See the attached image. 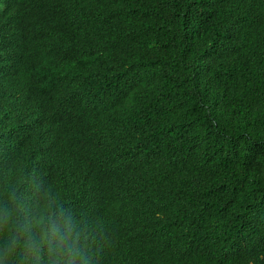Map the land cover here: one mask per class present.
I'll use <instances>...</instances> for the list:
<instances>
[{
	"label": "trees",
	"instance_id": "trees-1",
	"mask_svg": "<svg viewBox=\"0 0 264 264\" xmlns=\"http://www.w3.org/2000/svg\"><path fill=\"white\" fill-rule=\"evenodd\" d=\"M124 1L72 0L76 13L71 17L65 14L64 0H45L42 18L51 20L50 48L38 58L51 77L56 78L66 61L74 66L73 59L84 47L111 39L109 29L121 32L113 19L121 14L122 5L123 11H131V3ZM151 1L132 0L140 13L149 9ZM157 5L174 12L196 31L189 57L202 56L208 43L225 41L230 45L234 40L242 49L257 42L264 33L261 0H157ZM131 13L138 19L135 12ZM161 31L168 37L176 34L170 22L163 24ZM124 39L127 54L134 57V37ZM137 43L142 44L141 39ZM141 59L127 64L131 75L123 74L116 83L110 82L108 96L98 97L101 104L97 108L106 112V117L99 113L97 123L125 130L120 148L109 155L117 156L113 159L134 156L151 162L149 192L138 180L130 183L143 207L142 230L148 236L143 255L129 258L125 254L123 233L111 220L113 196L91 194L89 184L97 183L92 174L99 156L88 144L93 141L91 136H80L77 128L63 134L67 137L61 146L67 145L61 151L37 146L30 138L7 147L9 141L5 139L9 134L2 137L0 131V208L18 217L24 213L38 216L45 208L63 213L73 225L87 264H221L213 259L204 262L207 238L218 245L247 241L242 264H264V256L257 260L253 254L255 247H261L264 253V235L251 226V221L264 213V72L258 73L248 64L249 69L221 75L219 65L229 61L218 62L203 77L190 78L174 109L152 112L149 104L133 99L145 95L140 77L133 74L141 70ZM174 76L169 73L166 78ZM209 77L217 79L208 81ZM152 88L153 85L149 90ZM165 93L162 89L161 94ZM206 104L222 111L232 122L235 137L216 139L221 149L204 169L198 165L203 160L201 152H193L191 143L198 141V133L209 130L201 113ZM126 109L129 118L125 121ZM58 112L52 114L39 108L35 114L53 117ZM253 128L255 135L251 136ZM206 174L237 180L223 179L217 186L203 177ZM177 178V194H164L163 184L169 180L176 183ZM202 198L214 203L216 214L233 212L224 223H213L214 232H209L208 219L197 207ZM7 235V227H0V246ZM103 253L110 255L103 257ZM20 255L16 254L12 264H24Z\"/></svg>",
	"mask_w": 264,
	"mask_h": 264
},
{
	"label": "clouds",
	"instance_id": "clouds-1",
	"mask_svg": "<svg viewBox=\"0 0 264 264\" xmlns=\"http://www.w3.org/2000/svg\"><path fill=\"white\" fill-rule=\"evenodd\" d=\"M261 2L264 4V0ZM124 3H131V11H123L122 5L121 14L113 19L121 32L109 29L107 24L112 33L111 39L91 43L81 49L73 59L74 66L71 67L70 61L64 62L54 79L38 58L50 48L51 20L49 17L42 18L45 0H0V115L5 114L8 109V99L18 98L21 89L27 86L30 88L29 95L38 97L26 103L30 108L25 116L31 124L25 125V119L16 111L12 133L27 132L29 135L27 139L30 138L37 146L59 148L61 151L67 144L61 146L60 142L67 136L55 132L53 126L65 130L67 125H79L90 131L97 130L93 132L99 134L103 142L93 145L99 161L92 174L97 183L90 182V192L98 197L113 196L111 220L123 233L125 253L133 256L129 258H136V255L137 257L143 255L148 236H144L142 230L143 207L137 202L136 192L130 183L138 180L143 190L149 192L148 175L140 172L141 157L123 155V158L115 160L109 156L112 151L106 155L105 147L110 149L112 146L106 144L105 140L109 136L124 138L125 130L114 126L105 128L100 126L97 123V116L100 113L102 117H106V112L95 110L96 107H92V103H99L98 97L104 98L111 93L110 82L116 83L121 73L131 75L126 70L127 64L141 57L142 68L133 74L140 77L145 95L133 99L149 104L152 112L172 110L190 78L203 77L218 62L229 61L222 66L219 65L221 75L226 71L234 73L249 69L248 64H251L250 69L258 73L264 72V33L257 42L249 43L242 49H238L234 40H230V45L225 41L217 44L208 43L209 46H205L202 56L189 57L188 53L192 52L189 45L192 44V37L196 31L181 22L177 14L159 7L157 0H152L149 9L142 13L132 0H125ZM64 6L65 14L73 17L76 6L72 0H64ZM132 11L136 13L138 19L133 17ZM17 19L21 24L26 20L33 21L25 28L19 27L16 30L18 33L21 32L20 38L12 34V28L17 26ZM167 22L173 24L176 33L173 37H168L161 31V26ZM134 33L136 36H133ZM125 36L135 39L137 54L134 57L127 54ZM139 39L142 44L137 43ZM17 47H21L22 52ZM147 64L150 74L142 78L140 73H146ZM9 66L11 67L8 68ZM169 73L176 76L166 78ZM24 76H30L31 83L24 79ZM206 79L212 81L217 78ZM99 80L105 82V85L102 86ZM38 81L41 82L36 86ZM152 85L153 88L149 90ZM162 89L166 91L165 94H161ZM79 92L81 94L78 96ZM39 108H44L50 113L59 112L53 117L36 115L35 111ZM201 113L209 130L198 133L199 139L196 143H191V150L201 152L203 160L198 165L206 169V163L211 162L221 149L222 145L218 144L216 139L218 137L234 139L235 131L232 122L215 107L206 104ZM123 118L125 121L128 120L129 109L123 112ZM47 119H52V122L37 128ZM74 129L72 127L69 130L73 132ZM176 133L180 134L178 130ZM250 135H255V128ZM94 143L92 141L88 144ZM104 174L105 181L102 182L100 179ZM203 177L217 186L221 185L223 179L237 180V177L213 174H206ZM178 187V178L176 183L169 180L163 184V193L169 196L176 195ZM200 201L197 207L208 219L209 232H214L213 223L218 221L224 223L233 214L229 211L216 214L214 203L207 198ZM133 203L138 205L137 210L123 212L119 209ZM5 226L8 235L4 244L0 246V264H12L18 252L24 264H87V256L78 244L73 225L69 217L63 213L45 208L38 216L24 213L18 217L13 211L0 208V227ZM251 226L264 235V213L259 218H254ZM246 251L247 241L243 244L230 241L218 245L214 240L207 238L204 245V262L213 259L221 264H242V255ZM253 254L257 260L264 256L261 247H255ZM9 257L12 260H9ZM253 262L251 261V264Z\"/></svg>",
	"mask_w": 264,
	"mask_h": 264
},
{
	"label": "water",
	"instance_id": "water-1",
	"mask_svg": "<svg viewBox=\"0 0 264 264\" xmlns=\"http://www.w3.org/2000/svg\"><path fill=\"white\" fill-rule=\"evenodd\" d=\"M17 22V26L13 27V31H12V34L13 36L16 35V38H20L21 37V32L18 33L16 30L20 27L21 29L25 28L28 24H30L31 22H33L32 20H26V21H23V24H21L19 22V19L16 20ZM17 49L19 51L22 52V49L21 47H17ZM220 52V50H219ZM18 60V58H17ZM147 63V62H146ZM11 66H9L8 68H10ZM146 73L144 74L143 72L140 73L141 77L142 78H145L146 75L150 74V70H149V65L147 64V69H146ZM123 72V69L122 71ZM123 75V73L120 74V76ZM24 79L28 80L29 83H31V79H30V76H24L23 77ZM119 78V77H118ZM41 81H38L35 85L37 86ZM30 90V88H28L27 86H24L22 89H21V92L19 94V97L18 98H9V107L8 109L6 110L5 114L3 115H0V131L2 133V137L6 134H9L5 141H9V143H7V147L8 146H13V145H18L20 144L23 140H26L27 139V136L28 133L27 132H17V133H12V130L14 129V124H13V119H14V113L17 111L21 114V117L23 119H25V125H30L31 123L27 120L25 114L27 113V111L29 110L30 106L27 105L26 103H30L32 102L33 100H35L36 96H30L28 91ZM78 96L81 94L80 92L77 93ZM101 103H95L93 102L92 103V107H96L95 110H98L99 108V105ZM52 113H55V111H52ZM52 122V119H47L43 122V124L41 125H38L37 128H39L40 126L44 127L46 125H49L50 123ZM72 127L74 128H77V129H80L81 130V133H80V136H84V135H90L91 136V139L95 142L94 144H91V145H98V144H101L103 141H102V137L99 135V134H96L94 132H96L97 130L95 129H92L91 131L88 130L87 128H83L79 125H67V128L65 130H62L61 128L57 127V126H53V130L55 132H59V133H63L65 134L69 129H71ZM94 131V132H93ZM87 140H90V138H87ZM123 138L121 137H117V136H109L106 140H105V143L106 144H109L112 146V148L108 149L105 147V150L106 152H111L113 149L116 150V148H120L119 146V143L120 141H122ZM3 141L2 139H0V142ZM104 143V144H105ZM0 148H2V146H0ZM10 156V155H8ZM11 157V156H10ZM113 158H117V156H114ZM133 159V158H132ZM140 172H145L147 175H148V170L150 169V163L146 160V158H143L141 157L140 158ZM105 176L106 174H104L100 181L104 182L105 181ZM137 207L138 205L136 203H133L131 205H128L126 207H122V208H119L121 211H125V212H128L130 210H137ZM13 210H17V208H13ZM137 253V252H136ZM126 254V253H125ZM110 255V253H103L102 256L103 257H106ZM127 255V254H126ZM130 255V254H128ZM127 257H130L128 256Z\"/></svg>",
	"mask_w": 264,
	"mask_h": 264
}]
</instances>
